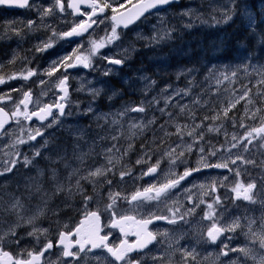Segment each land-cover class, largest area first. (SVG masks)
Instances as JSON below:
<instances>
[{"label":"rangeland","instance_id":"obj_1","mask_svg":"<svg viewBox=\"0 0 264 264\" xmlns=\"http://www.w3.org/2000/svg\"><path fill=\"white\" fill-rule=\"evenodd\" d=\"M221 6H224L226 9H232L234 7V12H230L232 17L237 16L241 18V20L247 23H244L247 28L250 29L255 28L257 23L254 22H256V20L264 18V0H236V4L234 6L228 3V0H196V3H191V1H189L186 7L182 8L181 10H172L168 18L164 17V27L168 29H174L175 32L179 33L177 35L179 36V39L177 40V37L173 36L172 39L165 42V45L164 43H159L155 48H161L164 54L166 52V56L159 54V57L156 56V59H163L165 56V59L168 61L167 63L171 64V62L179 58H183L187 62L192 57V55L199 54L198 56L200 57L201 61L200 64L203 67L202 69H195V66L186 67V65H188L186 64L179 68L163 70L162 74L165 76H161L164 77L165 80H160L158 84V86L160 85V88L154 87L157 81H154V79L149 76L147 72L138 73V76H135L137 78L136 81H127L123 86L114 84V81H112V83L107 82L110 83L106 87L110 94H124L125 90H130L132 87H134L133 92L138 91L141 92V94L137 98L126 97V99L131 98L129 99V102L124 103L123 101L125 99L120 98V102L118 104L116 102L113 105L109 102L106 103L107 105H112V108L104 107L102 106V102L96 101L98 103L97 106L100 107V111L102 113L99 111L95 115L93 114L92 105H89V107L92 109V111L89 112V107L85 106L83 110L88 112L89 115H87L88 113H83L81 114L83 117H75L73 118L74 123H69L67 125L68 128L73 126L72 128H69L73 134H71V140L69 144L63 143V149L60 147L57 149L51 148L47 145L44 147L30 145L29 147L32 150L31 152L27 149H23V147H19L21 144L15 145V148L6 147L7 145L12 144V139L10 136H8L4 141L3 139L0 140V162L4 160H10L12 158H15L19 161L12 172H8L3 176H0V196L3 197L4 202H10V196L7 194H12L14 196L20 197L22 202L25 204V210L22 213V219H19V221H17V217L15 215H4L3 213H0V215H4V220L7 222L4 224L5 230L9 224H17L18 222L19 225L16 227L17 237L6 238V240L0 244L5 243V245H8L11 251L14 253V256H19L25 252H29L37 246L41 236L54 232V230H51L54 222H45V219L49 218L48 215H50L55 210L68 207L67 205H78L79 207L83 205L85 198H70L71 196L67 191L69 183L67 177L73 169H79V175L83 176L87 175L89 170H94L96 167H112V171L107 172L106 177L94 178L97 181L95 190H97L99 194H97L95 198L93 195L92 199L88 201L89 204H85L86 207L105 206L111 202L109 200V192L116 193V189H122L118 187V185L122 182V179H119L122 178L121 172H128L127 168H125V165L134 167V174H137L138 172L141 173L139 170L146 162L150 163L151 166L154 165L159 168V174L157 175L154 183V185L157 187L166 184L169 180H173V178L176 176L177 170L183 168L181 163L175 164L174 160L171 158L173 153H183L181 159H187V164L195 167V169L199 167V170L194 179L176 186L174 192L164 198L165 206L170 205L166 206L168 212L165 217L171 219L173 212L179 207H184V209H181L178 214L176 213V218L183 211L184 213H188L189 210L193 209L196 205H199V207H195V211L187 215L188 220L186 221V226L185 224L180 225L178 222L169 223L166 219L167 224L155 227V233L167 232V235H158L159 240L150 251L149 256L151 257H147L148 262H151L152 264H178L182 262V252L184 250L191 252L195 247L196 258L199 264H232L233 261L236 262L237 259L239 260V257L232 256L230 253V248H233L234 244L227 241V231H225V237L218 242L210 241L207 237V231L208 228L211 227L213 221H216L218 226L227 228V226L236 219V215L232 213H239L241 219L244 216V208H240L237 204L244 203L245 200L243 198H236V194L233 191L237 182L243 184L244 187H247L248 184H253L254 187L249 193V195L252 196L251 203L255 206L264 205V139H260L256 133L252 134L255 138L252 139L250 144L248 143L247 139H241V137H244L245 133L250 131L252 128L260 127L262 119H264V84L259 83L261 80H264V54L262 56L263 59H261L263 61H259L250 56L248 57L246 55L245 47L242 48L243 45L238 43L236 46L237 49L239 48L238 54L234 56L233 62L214 63V52H219V50L217 51L214 47H217V44L221 41L220 34L216 36L214 35L220 32V30H216L214 27H210V30L201 28V32L198 33V30H195V32L194 29L185 31L182 29V27L188 26V24H190L189 18L194 14L196 16L202 17L201 19L203 20V25L207 26L208 28L210 25L214 26V23L223 22V9ZM190 9L192 10L190 14L185 15L184 13L188 12ZM180 14L185 16L181 17ZM159 21H153L154 24L147 34H133L132 37L136 43L129 41L127 42V45L131 46L133 51L136 49L138 42H143L148 46L154 45L156 42H152L151 38L154 35H157V32L160 28ZM176 29H178V31ZM206 30L208 34L204 35V31ZM209 32L212 33L210 34ZM188 33L190 34L188 35ZM215 37L217 38L215 39ZM166 40L167 39H163L161 41ZM214 41L216 42L215 45H213ZM195 45L196 49L198 48L197 50H199L197 52L192 50ZM122 47H125L124 43L121 41H113L110 44H106L104 48H101L99 50L100 54L92 56L91 58H97L95 60L96 66H99V62H102L101 64L105 65L103 69H100V71L105 73L108 71L105 62L107 59L105 55H102L101 53L111 52L116 58L117 56H121V60L124 61L131 52H125L117 55V53L122 50ZM144 47L145 46L140 48V50L144 49ZM182 47L186 48L183 49ZM73 50L69 52L71 55L73 54ZM112 54L108 57H112ZM201 54L203 56L205 55L204 58ZM116 71L117 70H111L109 74ZM196 72H199V76L194 77ZM233 72H235L236 75H232ZM165 73H167V75ZM226 76L228 77L227 79H225ZM85 78L86 74L73 76L76 96L80 97L90 94L94 89H100V92L104 91L101 83H97L93 86L90 85L91 81H88ZM124 78L126 79V77ZM124 78L123 80H125ZM196 78L199 80L195 81ZM153 81L156 83H153ZM217 81H219V83ZM104 83L106 82H103V84ZM193 87H197L198 90H194L196 92H192ZM150 89L153 92L149 98H146L145 92ZM245 92L248 93L247 96H244ZM242 96H244V99H240ZM169 97H171V99H168ZM207 97L209 99L213 98L214 107L216 105L219 106L221 108L220 111L223 113L225 109H233L234 107H230L232 104H235V107H238V110L240 111L238 112L237 119L235 120L224 121L223 119L222 121H219L221 123L214 122V126L207 127V131H209V128L217 129L214 131V135L217 133H219V135L215 136L214 141L211 143V145L214 144V146L210 147L209 149L207 148L208 151H205V148H203L204 152L202 153L200 151L202 147H196L191 143L192 141L201 140L194 137L199 135L201 136L202 133H200L198 129H196L191 123L192 118H190V114L193 113L195 108H198L200 102L207 100ZM113 99L117 100L116 97L112 98V100ZM249 99L252 100L251 104H248ZM237 100H239L238 103L236 102ZM142 102L145 105L144 112L131 111L132 108L140 106ZM87 104L88 103H86V105ZM182 107L184 108V111H181ZM125 108L129 109L127 114L119 115V113L124 112ZM160 109H164V112L162 113ZM167 109H170V112ZM257 109H260L261 111L257 112ZM80 110L81 107L79 108V111ZM103 113L107 114L106 119L103 118ZM253 113L256 114L255 118H253ZM228 115L229 114H227V116ZM97 117L101 118L97 119ZM153 119L155 120V123L149 124L148 121ZM113 120H117L119 123L113 124ZM132 123L143 124L148 128H157L158 132L153 134V136L159 135L161 138L167 137L165 133L168 132L169 129L167 128H169V126H175L172 132L174 133V137L172 136L171 140L178 136L179 139L173 140V145L168 149L166 147L167 150L165 149V152L162 153L159 159L154 158L149 149L145 148L146 142L142 143V140H147L148 134L143 133L144 129H130V124ZM218 123L220 125H217ZM224 123L226 127L234 126L236 130L227 128L226 132L225 129L218 128L220 126H224ZM241 124L244 126L241 127ZM162 125L164 127L166 126L167 128L165 127V129H162ZM177 126L181 127L183 132L182 136L176 134ZM94 127H96L95 132L91 131ZM193 129H195L193 135H188V132L192 131ZM134 130L135 134L137 131H140L142 134L134 136L132 135ZM211 132L212 131H209V133ZM72 135L74 139L72 138ZM261 135L264 136V133H261ZM114 136H118L119 139L113 140L112 137ZM234 136L236 137L235 140L233 139ZM102 137L104 139H101ZM183 137L185 138L183 139ZM15 138L17 139L19 136H16ZM136 138H138L137 142ZM84 140L91 141L85 142ZM233 144H236L237 146L232 147ZM113 145H115V148L113 149L112 153L108 154L112 155L114 158L113 165H109L106 159L105 150L112 148ZM129 145H131V148H129ZM188 145H191L190 151L188 150ZM244 145H247V150L245 149ZM248 147H252L255 150L254 153H257L258 159L260 158V167L255 166L250 171L244 168L245 165H252V163L246 162L251 161L249 158L251 149ZM35 148L40 151V155L35 156L34 159H32L34 153L37 151ZM116 149H119V151ZM173 149H175V152H173L171 156L166 155V153L171 152ZM15 151H19L20 156H15ZM26 151H28L30 155L27 154L28 152ZM212 151H216V155H211L210 153ZM6 152H11L13 155L6 156ZM145 152L147 155H145ZM81 153L86 154L83 164H81L77 159ZM190 153H194V156L190 157ZM24 156L32 159V163L25 166L23 163ZM162 156L167 159V163H165ZM202 156L204 158L203 162H201ZM61 157H63V159H60ZM142 157L144 162L138 164L137 160L141 159ZM237 157H239V159ZM117 159L119 160L118 164L116 163ZM233 160H235V163H232ZM53 161L56 163L55 167H50L47 165L49 164L48 162L53 163ZM158 161L159 164L157 165ZM223 162H227L228 166L225 168L204 166V164L214 165ZM65 164L68 166L65 167ZM0 167H2V163H0ZM52 168L56 169L57 178L65 185V191L52 195L50 199L46 198V205L41 199V193L32 194L31 199H28L30 193L26 186L30 183V178L38 177V169H42L44 171V176L39 178L43 189L49 194L54 192L55 182L50 179ZM237 172H239V176H237ZM127 177H129L127 174L123 176V178ZM77 178V176H74L71 180V184L73 186L72 190L75 191H77L75 188V182ZM107 181H111V183L109 184ZM100 182L101 187L99 186ZM80 183L82 187L83 185L86 187L87 183L90 187L94 188L93 184L87 181L81 180ZM213 186L215 187V191L212 190ZM105 190H107V192L104 194ZM241 191H243V189H241ZM107 193L108 196L106 201L103 202L102 198L106 197ZM189 197H191V202L189 201ZM217 198H219V203L215 202ZM212 200H214V203H212ZM201 201H205L208 204L213 205L215 212L212 219H204L205 213L208 212L209 209L207 207L208 204L204 202L201 203ZM168 202L172 204H167ZM224 202H227L228 205H223L222 203ZM182 203H184L183 206ZM38 206L44 209L43 215L38 216L33 224H28V218L36 213ZM258 215H262V213L257 212L256 216ZM34 228L36 229V233L34 235H29L28 233L32 232ZM186 229H192V232L185 236L184 232ZM246 233L248 235H245ZM243 237L253 240V237L249 233V229L245 230ZM17 239L18 244L16 242ZM245 246L247 245H236L235 248L239 249ZM223 252H227L228 254L223 255ZM262 252H264V248H261V254ZM178 253H180L181 256L178 255ZM154 257L162 259H154ZM256 258L258 260L259 256ZM189 263L193 264L191 260H189ZM236 264H238V262H236ZM253 264H256V262L254 261Z\"/></svg>","mask_w":264,"mask_h":264},{"label":"flooded vegetation","instance_id":"obj_2","mask_svg":"<svg viewBox=\"0 0 264 264\" xmlns=\"http://www.w3.org/2000/svg\"><path fill=\"white\" fill-rule=\"evenodd\" d=\"M142 1L144 0H98V3L102 5L106 2H110L112 7L117 8V13L119 14L127 10L130 6ZM185 1L186 0H179L178 3L169 5L165 12L181 7L185 4ZM61 2L65 7L63 12H61L59 6L56 5V0H29V5L24 8L0 6V78L4 80L3 83H0V97H4L3 100H0V104L1 102L10 101L20 102L24 99V93L27 92L30 93V100L28 102L29 112L39 110L44 105H53L58 102L62 93L56 85L59 79L67 75L69 102L65 107L66 114L59 117L61 122L53 124L52 127H47V125L52 122L53 118L59 115V111L54 109L52 111L53 115L49 120L44 122L33 121L30 124L33 134H35L36 129L41 128V125L44 126L41 129L42 134L36 136L35 140L38 144H44L45 140H47L49 143L64 146L63 143L68 144L71 140L70 130L67 125L74 121L73 118L75 116L74 103L76 97L73 76L75 73L92 75L91 71L94 68L89 70V68L84 69L83 66H80L75 70H70L68 68L65 71V69L61 67L52 77H49L46 73L50 70L54 61H60L63 57L71 55L69 52L80 46H74L76 43L90 44L92 40L100 41L105 38L108 33H111L113 25L111 17L113 16V12L112 7L105 8L103 13L98 12L97 15L92 18L97 20V23L93 24V28L89 34L83 35L79 39L70 42L61 34L73 28L82 20H87L88 17L87 15L73 13V10L67 7L69 0H61ZM121 4H123V8L120 7ZM79 7L81 12H91V8L85 4H80ZM47 9H52L51 13L47 16H43L42 13ZM160 14H146L127 29L118 26L117 33L120 41L126 43L123 41L125 36L131 37L135 33H141V31H145L153 26L149 23L161 17L168 18L170 16V13H166L164 16ZM180 15L181 17L185 16L183 14ZM30 21L32 22L31 27L28 26ZM99 21H103V23ZM17 32H19V34H17ZM45 43H51V47L43 51L38 50V48H43ZM90 49L91 48L84 49L83 52L87 53ZM129 49L130 48L127 46L122 47V50L117 53V55L125 53L127 52L126 50ZM117 57L121 59V56ZM106 64L108 65V61ZM96 67L97 66H95V68ZM102 68H104V66H102ZM121 69L122 66L117 69V73L113 72L109 75L100 72L102 77L101 81L107 82L113 80L112 78L114 76H118L121 73ZM29 71H33L35 75L28 77V79H24L23 77L27 76ZM97 78L98 75L96 76V79ZM14 107L16 108V106ZM23 111L24 108L22 107V112ZM67 113H71V115ZM143 129L144 133H148L151 130L150 127L148 128L145 126ZM138 132L139 131L136 132V135ZM139 171L143 172L144 169L142 168ZM193 172L195 173V171ZM194 173L191 176H193ZM140 176L141 174L138 172V182L128 183L127 181H122L118 185V187L122 189H116V192L120 193V198L117 199L118 206L115 207L118 212L117 219H119V216H130L135 218L134 221L129 220L122 222L123 232L121 231V227H112V211L110 213H105L103 209L99 208L98 214L100 215L101 235L108 236V243L110 245H118L122 240L128 243L133 242L138 231L137 221L154 216L153 209L155 200L143 201L140 206L137 207L136 202L129 203L128 200L123 198L125 196L130 198L138 189L142 191L154 185L156 177L150 180H144L142 177L140 178ZM71 194H73L72 197L81 195L80 192L75 190H72ZM83 204H85V202ZM88 204L87 202V205ZM67 206L68 207L64 209L53 211L48 215L49 218L45 219V222H54L51 229L52 231L54 230V232L41 236L37 246L33 248L31 252H38L44 245L49 243V241L52 242L53 246L49 252L40 257L38 264H106L104 257L112 261L110 256L104 252L103 248H99L96 251H87L88 247H86L85 252H80L79 246H77L76 243L78 238L73 235V231L80 223V220L84 218L89 211H97L98 209H90L89 206L87 208L74 205ZM160 224H164V220H161L157 225ZM155 226L156 224L150 225L148 229L155 233ZM61 232H65L68 236L71 235L67 242L70 244L74 243L75 246L71 251L73 253H79L75 258L73 256L64 257L63 249L57 246L56 242ZM84 237L86 236H82V238ZM0 248L4 251L11 252V249L5 244H0ZM150 251L149 249L146 253L129 254L131 264H152L148 262L147 259V257H151L149 256ZM27 253L28 252H25L21 254L20 257L14 258L30 259ZM112 264L116 263L112 261Z\"/></svg>","mask_w":264,"mask_h":264},{"label":"snow or ice","instance_id":"obj_3","mask_svg":"<svg viewBox=\"0 0 264 264\" xmlns=\"http://www.w3.org/2000/svg\"><path fill=\"white\" fill-rule=\"evenodd\" d=\"M175 0H146V2H142L140 3L138 6H134L135 7V11L134 14L128 16L127 18H125L123 13H117V8L116 7H112L110 2H106L104 4H99L98 0H69L67 7L71 8L73 10V13H79L80 15H87L88 19L87 20H82L79 24L75 25L70 31L68 32H64L61 35L63 37H73V36H81L83 33L87 32L89 28H92L93 24L97 23V20L92 19L94 16L97 15L98 12L103 13L105 8L108 7H112V12H113V16L111 17L112 21H113V25H112V29H111V34L107 35L105 38L101 39L100 41H95L92 40L91 43V49L89 51V53L87 55H76L77 52L80 51V49H74L73 50V54L69 55V56H65L63 57L60 61H54L53 65L51 66L50 70L47 71V75L49 77H52L61 67H63L65 69V71L68 68L71 67H75V66H83L84 68H90L92 67V62H91V57L95 56L99 53V50L101 48H104L106 46V44H110L113 41L119 39V35L117 33V28L118 26H120L121 24H123L124 27H128L129 24L133 23L136 19H139L140 16L144 15L145 12H148L149 10H163L164 6L167 5H171L172 3H174ZM228 3L232 4L233 6L236 4V0H228ZM0 4H8L10 6H18L20 8H24L27 7L29 5V0H0ZM80 4H85L88 7L91 8V12L87 13V12H81L80 11ZM56 5L59 6L60 11L63 12L65 10L64 4L61 2V0H56ZM121 8H123V4L120 5ZM221 8L223 9L222 11V16H223V22L227 23L229 20L232 19V15L230 14V12H234V7L232 9H226L224 8V6H221ZM214 10H220V9H214ZM52 9H47L45 10L42 15L43 16H47L51 13ZM192 10H188V12H185V15L190 14ZM215 19V17H214ZM100 23H103V21H99ZM219 22V21H217ZM164 18L161 17L159 24H160V28L157 32V35H154L151 38L152 42H160L161 40L165 39V38H170L171 37V33L172 31H174V29H168L164 27ZM29 27L32 26V22H29ZM188 27H191V25H188ZM162 33V35H161ZM17 34H19V32H17ZM55 35V33H54ZM51 47V43H45L43 45V48H38V50L43 51L44 49ZM127 51V50H126ZM73 56H74V60H73ZM108 61L110 64H115V65H120L123 63V60L121 59H115V58H108ZM109 72H111V69H109L107 72H105V75H108ZM35 75V73L33 71H29L27 76H24V79H28V77ZM232 75H236L235 72L232 73ZM228 77L226 76L225 79H227ZM146 79V78H145ZM67 80L68 77L67 75H64L63 78L59 79L58 84L56 85V87L63 93V95L60 97L59 101L56 102L53 105H45V107L41 108L39 110V112H29L28 111V102L30 100V93H24V99L21 100L19 102V104L16 106V111L11 113V116H9V113L5 111V109L3 107H0V129H4V126L9 122V119H15L17 123H19V117H23L24 120H31L32 117L36 116L38 117L39 120L44 121L48 116H52L53 112L52 109L56 108L59 111V116H64L65 113V107L66 104L69 102L68 97H69V92H68V85H67ZM4 80L2 78H0V83H3ZM219 83V81H217ZM43 83V81H42ZM153 83H155L153 81ZM259 83L264 84V80H261ZM94 95H99L100 93V89H94L92 90ZM187 94V93H185ZM248 93L245 92L244 96H247ZM244 96L240 97V99H244ZM10 98V97H8ZM4 97H0V100H3ZM168 99H171V97H169ZM237 103L239 102V100L236 101ZM252 100L249 99L248 100V104H251ZM24 105V111L21 112L19 105ZM230 107H235V104H232ZM88 111H92L91 107H89ZM127 111H129L128 108H125L124 112L119 113V115H126ZM131 111H135V112H144L145 111V105L142 102L140 106L132 108ZM160 111L163 113L164 109H160ZM181 111H184V108H181ZM229 109H225L224 110V115L227 116ZM261 111L260 109H257V112ZM68 115H71V113H67ZM255 113H253V118H255ZM59 116L54 117L52 122L50 124L47 125V127H52L53 124H57L60 123L61 121L59 120ZM101 117H97V119H100ZM103 118H107V114H104ZM217 117H213V119H216ZM113 124H117L119 123V121L117 120H113L112 121ZM149 124H153L155 123V120H150L148 121ZM244 125L241 124V127H243ZM44 126L41 125V128L36 129L35 130V134H33V130L29 129V135H28V139L29 140H35L36 136H39L42 134L41 129ZM163 125L161 126V128L163 129ZM187 127V126H185ZM201 127L200 125H196V128ZM143 129L144 125L143 124H136V123H132L130 124V129ZM209 131H216L217 129H213V128H209ZM21 131L23 132V129H21ZM195 131V129H193L192 131L188 132V135H193V132ZM253 133H256L257 136L260 139H264V136L261 135V133H264V119H262V123L260 127H256V128H252L250 131L245 133L244 137H241V139H247L248 143L250 144L252 142V139H254L255 137H253ZM166 135H170V133H165ZM176 134L177 135H183L182 129L181 127L177 126L176 129ZM132 135H135V132L132 133ZM79 138V137H78ZM101 139H104L103 137ZM113 140L119 139L118 136H114L112 137ZM199 139H203V136L201 134V136L199 137ZM233 139L235 140L236 137L234 136ZM23 143H27L26 140L22 139V138H18L17 140L13 141L12 144L7 145L6 147H11V148H15V145L17 144H23ZM48 143L47 140H45V144L42 146H46ZM236 144H233L232 147H236ZM245 149L247 150V145H244ZM115 148V145L112 146V148H108L105 150V155H106V159L108 161L109 165H113V156L112 155H108L109 153H112L113 149ZM129 148H131V145H129ZM117 151H119V149H116ZM188 150H191V145H188ZM200 151L203 153L204 149L201 148ZM175 152V149H173L171 152L166 153V155L171 156L172 153ZM126 154V153H125ZM211 155H216V151H212L210 153ZM6 156H12L13 153L11 152H6L5 153ZM15 156H20L19 151H15L14 153ZM40 155V151L37 150L34 153V156L32 159H34L35 156ZM145 155H147V153H145ZM180 155H183V153H181ZM86 154L81 153L77 159L80 161L81 164H83L84 159H85ZM239 159V157H237ZM32 159H30L27 156L23 157V163L25 166L29 165L32 163ZM60 159H63V157H61ZM203 156L201 157V162H203ZM144 162L143 161V157L139 160H137V163L140 164ZM247 163H252V161H246ZM2 167H0V176H3L5 173L8 172H12L13 169L16 167L17 163H19V161L15 158H12L10 160H4L2 162ZM53 163H55V161H53ZM116 163H119V160H116ZM232 163H235V160L232 161ZM159 164V161L157 162V165ZM68 165L65 164V167H67ZM205 167H215V168H225L227 167V162H223V163H217V164H204ZM199 167L197 169H190V170H186L184 172V174L182 176H180L178 179L175 180H169L168 183L161 185L159 188H157L155 185L150 186L149 188H145L142 192L138 189L134 194L131 195V197H123L125 200H128L129 203L132 202H136L137 203V207L140 206V204L143 201H149V200H159L162 196H166L170 189L175 188L181 180H184L185 177L191 175V173L193 171H198ZM112 171V167H104V166H100V167H96L94 170H89L87 175H83L80 176L79 175V169H73L72 172L69 173L67 180H68V187H67V191L69 193V195H71L72 193V184H71V180L74 176H77L78 178L76 179L75 182V188L78 192H80L81 194H83V188L81 186V180L87 181L89 183H92L94 186V191H95V185L97 183V181L94 179L96 177H106V173ZM156 171V166H153L151 168H149L147 173H143L142 175H149L151 173H154ZM51 177L50 179L52 181H54V192H52L51 194H49L48 192H46L41 183L39 178L44 176V171L42 169H38V177H33L30 178V183L26 186L29 189V199H31V195L32 194H36V193H41V199L44 201L45 205L47 203V199H50L52 195L58 194L62 191H65V185L63 183H61L58 178H57V171L55 168L51 169ZM130 175L131 174V169L128 170L127 173L121 172V177L123 178L124 175ZM237 176H239V172L236 173ZM109 184L111 183V181H107ZM203 187V186H201ZM254 187L253 184H248L247 187H244L243 184L237 182L235 188L233 189V191L236 194V198H243L244 200H252V196L249 195L251 189ZM241 189H243V191H241ZM213 191H215V187L213 186L212 188ZM154 192V195L152 194ZM10 196V202H4L3 201V197L0 196V213H3L4 215H15L17 217V221H19V219H22V213L25 210V204L22 202L20 197L14 196L12 194H7ZM120 198V193L116 192H109V200L111 201V203H109L106 208L105 211H109L111 210L113 213V218H112V227H121V231L123 232V227H122V222L124 221H129V220H135L134 217H130V216H119V219H117L118 216V212L117 210L114 208V205L116 204V200ZM92 197L90 196H85V204H87V202L89 200H91ZM189 201L191 202V197H189ZM204 201H201V203H203ZM216 203H219V198L216 199L215 201ZM195 207H199V205H196ZM195 207L193 209H190L188 213H185L184 215H188L191 214L192 212L195 211ZM208 209L209 211L205 213V217L204 219H212L214 216V208L212 204H208ZM171 211V210H170ZM179 209H176L173 212L172 218L169 219L167 217H163V216H152L148 219H144L141 221H137V223L139 224V231L136 233L137 235V242L135 244H128L127 241H121L120 245H110L108 243V236L104 235L101 236L100 235V228L98 226L99 224V220H100V215L98 214L99 209L97 211H93L88 213V215L92 218H94V220L97 222V226L94 227L86 237L84 238H78L76 243L79 245V250L80 252H85V245H91L90 248L87 249V251H92V249H98V248H103L106 249L107 253L113 258V260L116 262V264H131V260L129 258V253L133 252L134 250H142L145 249L149 244H151L153 241L156 240L157 235H167V232L164 233H153L151 231L148 230V225L152 223L153 219H167L169 223H176V212H178ZM44 213V209L41 207H37L36 209V213L29 217L27 220L28 224H33V222L38 218V216L43 215ZM4 215H0V243L4 242L6 238H11V237H17V233H16V227H18V222L17 224H9L7 229L5 230L4 228V224L7 223L4 220ZM180 219H183V216L180 217ZM254 223L253 220H249L248 223V228H249V233L251 234V236L253 237V243H256L257 241L259 242V245L261 248H264V224L261 225V229L262 231L260 232H255L252 231V224ZM242 225L240 223V219L237 218L236 220H234L230 225L227 226V228L218 226V223L216 221H213L211 227L208 228L207 231V237L210 241L215 242L217 240V238L224 232V231H235L237 228H241ZM79 232L80 230L77 229V236L79 237ZM36 233V229L34 228L32 232L28 233L29 235H34ZM245 235H248L247 233ZM66 239V234L64 232L60 233V243L63 244L64 241ZM11 242V241H9ZM17 244H18V239L16 240ZM52 242L49 241L48 244L45 245V250L51 248ZM171 246V245H170ZM230 251H238L240 253H242L244 256L246 257H250L252 258L256 264H264V254H261L259 256V259L257 260L255 255H252V249L248 248L247 246L239 248V249H230ZM43 254V252L39 253V254H34L33 252L29 251L27 253L28 257H30V259H22V258H14L13 255H11L9 252L4 251L2 248H0V264H38L41 255ZM223 255H227V252H223ZM63 255L65 257L67 256H73L74 258L76 256L79 255V253H73L72 251L69 250V245L65 244L64 245V251H63ZM154 259H162V258H158V257H154ZM104 260L106 261V264H112V261H109L107 259V257H104ZM189 260H191L193 262V264H199V262L197 261L196 258V253L195 250L189 252L187 250H184L182 252V264H189ZM232 264H236L235 261L232 262Z\"/></svg>","mask_w":264,"mask_h":264},{"label":"bare ground","instance_id":"obj_4","mask_svg":"<svg viewBox=\"0 0 264 264\" xmlns=\"http://www.w3.org/2000/svg\"><path fill=\"white\" fill-rule=\"evenodd\" d=\"M263 11V10H262ZM209 20V19H208ZM258 20H256V22H254V23H258L257 22ZM263 22V21H262ZM240 23H242V25L244 26V28H247V26L245 25V24H247L246 22H244L243 20H240ZM245 23V24H244ZM264 23V22H263ZM253 25V24H252ZM230 27V26H229ZM254 28V27H253ZM248 30H250V28H247ZM255 29V28H254ZM192 30V29H191ZM195 30H198V33L199 32H201V28H194V31ZM205 30V29H204ZM217 30V29H216ZM251 30H253V29H251ZM185 31V30H184ZM213 31H215V30H213ZM196 32V31H195ZM218 32V31H217ZM221 32V31H220ZM220 32H218V33H216L214 36H216V35H218ZM246 32V31H245ZM184 33V32H183ZM182 33V34H183ZM192 33H194V32H192ZM210 33V32H209ZM212 33V32H211ZM210 33V34H211ZM225 33V32H224ZM182 34H181V36H182ZM190 33H188V35H189ZM196 34V33H195ZM194 34V35H195ZM208 33H207V30L206 31H204V35H207ZM248 34V33H247ZM263 34V33H262ZM199 35V34H198ZM186 36V35H185ZM252 36V35H251ZM177 37V40L179 39L178 37L179 36H176ZM188 37V36H187ZM203 37V36H202ZM207 37V36H206ZM205 37V38H206ZM211 37V36H210ZM186 38V37H185ZM217 37H215V39H216ZM224 38V37H223ZM243 38V37H242ZM191 39V38H190ZM195 39H196V37H195ZM219 39H220V37H219ZM124 40H126V41H124ZM201 40V39H200ZM253 40V39H252ZM123 41L124 42H129V41H132V37H130V36H125L124 38H123ZM194 41V40H193ZM212 41V40H211ZM220 41V40H219ZM258 41V40H257ZM147 42H149V41H147ZM186 42V41H185ZM192 42V41H191ZM190 42V43H191ZM209 42V41H208ZM213 42V41H212ZM237 42V41H236ZM252 42V41H251ZM170 43V42H169ZM172 43H174V42H172ZM195 43V42H194ZM206 43V42H205ZM210 43V42H209ZM220 43V42H219ZM218 43V44H219ZM159 43H155L154 45H152V46H148V45H146V44H144L143 42H138V45H137V47H136V49L134 50V51H132L128 56H127V58L123 61V63L121 64V66H122V69H121V73L118 75V76H114L112 79L113 80H111V81H108V82H111L112 83V81H114V84H116V85H121V86H123V85H125L126 84V82L127 81H130V82H134V81H136L137 80V78L135 77V76H138V73H140V72H147L148 74H149V76H151L153 79H154V81H157V83H156V85L154 86L155 88L156 87H158V88H160V85L158 86V84H159V82H160V80H165L164 79V77H162V76H165V75H163L162 74V71L163 70H170V68H171V64L170 63H167L168 61L165 59V56H166V52H165V54L162 52V49L161 48H155L157 45H158ZM182 44H183V42H182ZM187 44V43H186ZM189 44V43H188ZM221 44V43H220ZM220 44L218 45V46H220ZM231 44V43H230ZM254 44V43H253ZM264 44V43H263ZM164 45H165V43H164ZM167 45V44H166ZM181 45V44H180ZM193 45V44H192ZM196 45H197V43H196ZM196 45L193 47V51L195 52H197V51H199V50H197L196 49ZM213 45H215L214 43H213ZM213 45H212V47H213ZM222 45V44H221ZM235 45V44H234ZM243 45V44H242ZM143 46H145L144 47V49H142V50H140V48H142ZM182 46V45H181ZM209 46V45H208ZM217 46V47H218ZM223 47H224V44L222 45ZM229 46V45H228ZM237 46V45H236ZM252 46H255V45H252ZM260 46V45H259ZM258 46V47H259ZM161 47V46H160ZM176 47V46H175ZM217 47H214V48H216V50H217ZM244 46H242V48H243ZM163 48V47H162ZM183 49L184 48H186V47H182ZM200 48H202V47H200ZM208 48V47H207ZM225 48V47H224ZM230 48V47H229ZM261 49H262V47H260ZM164 49V48H163ZM180 49V48H179ZM239 49V48H238ZM237 49V50H238ZM255 49H256V47H255ZM177 50V49H176ZM191 50V49H190ZM214 50V49H213ZM228 50V49H227ZM237 50H235V51H237ZM257 50V49H256ZM178 51V50H177ZM176 51V52H177ZM206 51V50H205ZM229 51V50H228ZM233 51V50H232ZM260 51V50H259ZM258 51V52H259ZM184 52V51H183ZM188 52H189V50H188ZM221 52V51H220ZM234 52V51H233ZM170 53V52H169ZM168 53V54H169ZM182 53V52H181ZM185 53V52H184ZM202 53H203V51H202ZM218 53V52H217ZM257 53V52H256ZM262 53V52H261ZM159 54H163V55H165L164 57H163V59H156V56H158ZM171 54V53H170ZM191 54V53H190ZM194 54V53H193ZM211 54H212V52H211ZM210 54V55H211ZM227 54V53H226ZM263 54V53H262ZM261 54V55H262ZM177 55V54H176ZM199 55V54H198ZM197 55V56H198ZM202 55V54H201ZM200 55V56H201ZM230 55H231V53H230ZM246 55L249 57H253V55L251 56L250 54H248L247 52H246ZM255 55V54H254ZM257 55H259V53L257 54ZM178 56V55H177ZM186 56H187V54H186ZM214 56V55H213ZM263 56V55H262ZM159 57V56H158ZM171 57V56H170ZM260 57V56H259ZM264 57V56H263ZM179 58V57H178ZM185 58V57H184ZM200 58V57H199ZM176 59V58H175ZM183 59V58H182ZM226 59H227V57H226ZM254 59H257V60H259V61H263V60H261V59H263L262 57H261V59H258V58H254ZM173 60V59H172ZM202 60V59H201ZM184 61H185V59H184ZM224 61V60H223ZM228 62L230 61V60H227ZM105 62H107V60L105 61ZM200 62L201 61H199L198 62V64H195V63H188V65H186V67L187 66H195V69H202L203 67H202V65L200 64ZM204 62V61H203ZM231 62H233V61H231ZM102 62H99L98 63V67H102L104 64H101ZM165 63H166V65H165ZM172 63V62H171ZM210 63V62H209ZM227 63V62H226ZM147 64H149V65H147ZM213 64V63H212ZM214 65V64H213ZM145 66H150L149 68H150V72L151 71H154L155 72V74H156V77L155 76H153L152 74H150V72L148 71V68H146ZM184 66V65H183ZM160 69H159V68ZM189 69V68H188ZM170 73V72H169ZM173 73V72H172ZM199 72H196L195 74H194V76H199V74H198ZM166 75H167V73H165ZM162 75V76H161ZM95 76L96 75H94V74H88V77L89 78H91V79H95ZM124 77H126V79L124 78ZM171 77V76H170ZM99 78V79H98ZM98 78L95 80V81H93V82H91L90 83V85H96L97 83H101L102 84V86H103V89H104V91L103 92H100L99 93V95H94L93 94V92L92 93H90V94H86V95H84V96H80V97H78V96H76L75 95V97H76V99L78 100V102H82V103H79L81 106H86V103H90V102H96V101H98V102H102L103 103V105L102 106H104V107H108V108H112V105L116 102L117 104L120 102V98L121 99H125L123 102L125 103V102H129L130 100L129 99H131V98H129V99H126V97H139L140 96V94H141V92H138V91H136V92H133L134 90V87H132L130 90L128 89V90H125L124 91V94H118L119 95V97H118V95L115 93V94H110L109 93V90H107L106 89V87H107V85L108 84H110V83H104L103 84V81H101V79H102V77H101V75H99L98 76ZM123 78L125 79V80H123ZM156 78V79H155ZM198 78V77H197ZM197 78H196V81H198L197 80ZM175 80V79H174ZM170 81V80H169ZM187 82H189V81H187ZM154 85V84H153ZM152 85V86H153ZM128 86V85H127ZM116 87V86H115ZM125 87V86H124ZM123 87V88H124ZM118 88V87H117ZM126 88V87H125ZM128 88V87H127ZM119 89V88H118ZM193 90H192V92L194 91V90H198V88L196 89L195 87H193L192 88ZM146 90V89H145ZM120 91V90H119ZM122 91V90H121ZM129 91H131V92H129ZM142 91V90H141ZM156 91H157V89H156ZM196 91H194V92H196ZM152 90L150 89V90H148L147 92H145V97L146 98H149L150 97V95L152 94ZM202 96V95H201ZM200 96V97H201ZM114 97H116L117 98V100L116 99H113L112 100V98H114ZM133 99V98H132ZM194 99V98H193ZM194 100H196V99H194ZM112 103V105H107L106 103ZM135 102V101H134ZM137 102V101H136ZM97 103V102H96ZM136 104V103H135ZM90 105V104H89ZM116 105V104H115ZM241 106V105H240ZM206 107H211V109L213 108V110H214V99L213 98H208L207 97V100H203L202 102H200L199 103V105H198V108H195V110L193 111V113H191V111H190V118H192L191 119V123L195 126V128H196V125H200L201 127H199V128H196V129H198V131L200 132V133H202V136H203V139H207V138H211L212 137V135H213V132L214 131H212L211 133H209V131H207V127L208 126H214V122H215V120H212L213 118L211 117V118H209L206 114V116H203L202 118H197V114H199L200 112L202 113V111H204V112H206L205 110H203L204 108H206ZM217 107V106H216ZM116 108V107H115ZM171 108V107H170ZM189 108V107H188ZM190 109V108H189ZM217 109V108H216ZM219 109H221L220 107H219ZM167 110H169V112H170V109H167ZM207 110H209V109H207ZM230 110V109H229ZM215 111V110H214ZM240 110H238L237 112H239ZM199 112V113H198ZM213 112V111H212ZM211 112V113H212ZM233 112V111H232ZM182 113V112H181ZM223 113V112H222ZM156 114V113H155ZM208 114V113H207ZM216 115H217V113H215ZM224 114V113H223ZM222 114V115H223ZM238 114V113H237ZM159 115V114H158ZM200 115V114H199ZM204 115V114H203ZM218 115L220 116V114L218 113ZM232 115H233V113H232ZM229 116V118H230V115H228ZM227 116V117H228ZM236 116V115H235ZM156 117V116H155ZM160 117V116H159ZM175 117H177V116H175ZM199 117H201V115L199 116ZM178 118V117H177ZM186 118H188V117H186ZM185 118V119H186ZM217 118H218V116H217ZM233 118V116L231 117V119ZM237 118V117H236ZM162 119V118H161ZM160 119V120H161ZM211 119V120H210ZM235 119V118H234ZM104 120V119H103ZM157 120V119H156ZM186 120H188V119H186ZM205 120V121H204ZM219 120H220V118H219ZM246 120V119H245ZM180 121V120H179ZM190 121V120H189ZM217 121V120H216ZM181 124V123H180ZM225 124V123H224ZM231 124V123H230ZM217 125H219V124H217ZM183 126V125H182ZM191 126V125H190ZM166 127V126H165ZM165 127L163 128V129H165ZM193 127V126H192ZM118 128V127H117ZM167 128V127H166ZM174 128H175V126H169V128H167V129H169L168 130V132L167 133H170V135H167V137L166 138H161V137H159V135H156V136H153V134H156L157 132H158V130H157V128H151V130L147 133L148 134V136H147V140L146 141H143L142 140V143H144V142H146V144H145V148H147V149H149V151L152 153V156L154 157V158H157V159H159L160 158V156L162 155V153H164L165 152V149H166V147H167V143H168V140L169 139H171V137L173 136V134L174 133H172L173 132V130H174ZM218 128H222V129H225L226 127H224L223 128V126H220V127H218ZM231 129V128H230ZM226 130V132H227V129H225ZM234 130H236V129H234ZM91 131H96V127H94V128H92V130ZM144 133V132H143ZM165 133V132H164ZM194 133V132H193ZM217 135H219V133H217L216 135H214V137L215 136H217ZM163 136V135H162ZM140 137H142V136H140ZM145 137V136H144ZM174 137V136H173ZM200 137V135L199 136H196V137H194V138H199ZM219 137V136H218ZM185 137H183V139H184ZM187 138V137H186ZM146 139V138H145ZM179 139V136L178 137H175L173 140H178ZM180 139H181V137H180ZM173 140H172V142H173ZM85 142H90L91 140H84ZM138 141V138H136V142ZM184 141H186V140H184ZM80 143V142H79ZM143 147V146H142ZM133 148V147H132ZM140 149V148H139ZM146 150V149H145ZM141 152V151H140ZM139 152V153H140ZM133 153V152H132ZM146 153V152H145ZM150 153V154H151ZM133 154H135V153H133ZM130 155H131V153H130ZM141 155H142V153H141ZM145 157V156H144ZM131 159V158H130ZM260 159V158H259ZM122 161V160H121ZM127 161V160H126ZM125 161V162H126ZM131 161V160H130ZM189 161V160H188ZM49 164H47L48 166H50V167H55V164L56 163H50V162H48ZM118 164V163H117ZM128 164V163H127ZM125 165V164H124ZM120 166V165H119ZM132 168V167H131ZM252 172H253V170H252ZM219 173V172H218ZM253 177V176H252ZM101 187V186H100ZM101 193V192H100ZM58 196V195H57ZM101 197V196H100ZM68 198V197H67ZM29 199V198H28ZM205 200H207V199H205ZM59 205V204H58ZM227 208V207H226ZM57 212V211H56ZM62 212V211H61ZM66 212H67V210H66ZM45 217V216H44ZM42 222V221H41ZM184 243V242H183ZM236 260V259H235ZM239 264V263H238Z\"/></svg>","mask_w":264,"mask_h":264},{"label":"trees","instance_id":"obj_5","mask_svg":"<svg viewBox=\"0 0 264 264\" xmlns=\"http://www.w3.org/2000/svg\"><path fill=\"white\" fill-rule=\"evenodd\" d=\"M264 17V15H263ZM264 18L263 19H258V23L256 24L255 26V29L253 30H248L247 28H244V26L242 25V23H240V20L238 18H232L231 20H229L226 24H223V26H218L216 29L217 30H220L221 32L219 33L221 35V41L220 43L223 45L224 44V47L220 44V46H218L219 44H217V51L219 50L218 53L214 52V63L215 62H228L227 60H230L229 63L231 61H233L234 59V56L238 54V50H237V47L236 45L239 43V44H243V46L245 47L246 49V52L248 54H250L251 56L253 55V58H258V59H261L262 55L264 54ZM230 26V27H229ZM210 30V28H207ZM246 31V32H245ZM225 32V33H224ZM248 33V34H247ZM263 33V34H262ZM252 35V36H251ZM224 37V38H223ZM243 37V38H242ZM253 39V40H252ZM258 40V41H257ZM237 41V42H236ZM252 41V42H251ZM216 42L214 41V44ZM231 43V44H230ZM254 43V44H253ZM235 44V45H234ZM229 45V46H228ZM252 45H255V46H252ZM260 45V46H259ZM259 46V47H258ZM230 47V48H229ZM256 47V49H255ZM262 47V49L260 48ZM229 51H228V50ZM234 52H233V51ZM237 50V51H235ZM260 50V51H259ZM221 51V52H220ZM259 51V52H258ZM257 52V53H256ZM263 54H262V53ZM227 53V54H226ZM231 53V55H230ZM259 53V55H257ZM255 54V55H254ZM262 54V55H261ZM203 56V55H202ZM205 56V55H204ZM203 56V58H204ZM260 56V57H259ZM227 57V59H226ZM202 58V59H203ZM176 60H182L184 61V59L182 58H179V59H176ZM224 60V61H223ZM200 61V58L199 56L197 55H192V57L189 59V61L186 62V64L188 63H195V64H198V62ZM149 65V64H147ZM146 68H148V71L150 72V66H145ZM150 67V68H149ZM150 74H152L153 76L156 77V74L154 71H151ZM196 77V76H194ZM196 81V80H195ZM197 89V87H195ZM217 106V105H216ZM214 108L211 109V107H206L204 108L203 110H205L206 112L202 111V113L198 112L201 117H199L200 115L197 114V118H202L203 116H208L209 118H213V117H217L216 119H212V120H215V122H219V121H222L224 119L225 120H235L237 119L236 117L238 116V107H234L233 109H230L228 111L227 114L230 115V118L229 116H225L219 109V106H217ZM260 107V106H259ZM217 108V109H216ZM240 108V107H239ZM261 108V107H260ZM209 109V110H207ZM241 109V108H240ZM213 111V112H212ZM233 111V112H232ZM212 112V113H211ZM208 113V114H207ZM217 113V115L215 114ZM218 113L220 114V116L218 115ZM233 113V115H232ZM262 113V112H260ZM204 114V115H203ZM206 114V115H205ZM223 114V115H222ZM236 115V116H235ZM206 116V117H207ZM233 116V118L231 119V117ZM220 118V120H219ZM235 118V119H234ZM211 120V119H210ZM217 120V121H216ZM205 121V120H204ZM221 123V122H219ZM218 123V124H219ZM220 125V124H219ZM226 127L225 124L223 126V128ZM227 128H231V129H235V127H226L225 129Z\"/></svg>","mask_w":264,"mask_h":264},{"label":"water","instance_id":"obj_6","mask_svg":"<svg viewBox=\"0 0 264 264\" xmlns=\"http://www.w3.org/2000/svg\"><path fill=\"white\" fill-rule=\"evenodd\" d=\"M2 129H0V131H1ZM81 225L79 226V229L81 228H83V224L85 223V224H87V223H90V231L96 226V223H95V220H94V218H92V217H90L89 215H88V218L87 219H85V220H82L81 221Z\"/></svg>","mask_w":264,"mask_h":264}]
</instances>
